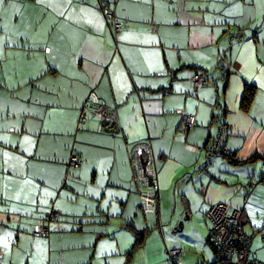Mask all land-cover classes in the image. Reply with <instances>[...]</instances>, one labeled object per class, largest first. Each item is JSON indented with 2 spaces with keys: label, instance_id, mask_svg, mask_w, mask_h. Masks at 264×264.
Instances as JSON below:
<instances>
[{
  "label": "crops",
  "instance_id": "crops-1",
  "mask_svg": "<svg viewBox=\"0 0 264 264\" xmlns=\"http://www.w3.org/2000/svg\"><path fill=\"white\" fill-rule=\"evenodd\" d=\"M104 3L122 21L118 35ZM198 73L208 83L195 90ZM90 92L117 132L94 111L79 121ZM184 113L197 118L188 133ZM145 142L159 185L150 213L130 156ZM263 168L264 0L0 4L2 264H129L127 224L151 230L130 264H213L207 213L218 202L244 206L251 256L264 261ZM52 207L65 218L49 239L33 238Z\"/></svg>",
  "mask_w": 264,
  "mask_h": 264
},
{
  "label": "built area",
  "instance_id": "built-area-1",
  "mask_svg": "<svg viewBox=\"0 0 264 264\" xmlns=\"http://www.w3.org/2000/svg\"><path fill=\"white\" fill-rule=\"evenodd\" d=\"M105 12L106 18L111 21L115 35H118L122 29V21L117 18L114 10L110 9L108 4H101ZM208 83V79L205 74L196 75L193 79L194 89L197 90L200 86ZM93 108L97 116L104 117L106 112L103 104L100 102V98L94 92L90 93L85 104V109L81 113V122H85L88 119V109ZM197 126V118L194 114L182 115L180 123V129L184 133H188L190 130ZM142 147L149 149L150 155L147 161V172L157 175L156 159L157 157L151 152L149 145L142 144ZM141 146H138L140 148ZM213 155L222 153L221 150L213 149L211 151ZM136 155V153H135ZM134 165V180L139 184V195L143 201V207L146 212L154 211L158 203L159 185H149L148 179L145 177L143 169L136 160ZM72 163L75 166L80 164L77 158H73ZM245 213L244 206L231 207L225 202H218L211 206L207 216L210 221L209 233L210 242L215 250V261L213 264H264V261L254 259L251 256V246L253 242L252 236L248 235L244 230L243 214ZM54 217L53 214L48 215ZM264 238V232H261ZM179 248H173L169 251L170 259L174 256L180 255Z\"/></svg>",
  "mask_w": 264,
  "mask_h": 264
},
{
  "label": "trees",
  "instance_id": "trees-1",
  "mask_svg": "<svg viewBox=\"0 0 264 264\" xmlns=\"http://www.w3.org/2000/svg\"><path fill=\"white\" fill-rule=\"evenodd\" d=\"M108 20V19H107ZM109 21V20H108ZM111 22V21H110ZM208 79V78H207ZM247 88H251L252 89V86H247ZM254 88V87H253ZM91 93V92H90ZM90 93L88 94L83 106H82V110L80 112V115H79V121H81V113L83 112V109H85V104L87 102V99L88 97L90 96ZM96 93V92H94ZM97 94V93H96ZM98 95V94H97ZM99 97V95H98ZM245 100H246V103H248L252 97V92H248L246 93L245 95ZM100 98V97H99ZM100 102L101 104L102 101L100 99ZM104 106V104H103ZM104 109H105V106H104ZM89 111H94L93 108H89L88 109ZM95 112V111H94ZM88 113V112H87ZM88 120V119H87ZM86 120V121H87ZM85 121V122H86ZM142 144H146V145H149V143L145 142V143H140V144H137L136 146H134L131 150V153H130V156H131V161H132V166L134 167L135 163H137V158L135 156V153H136V150L138 148V146H141ZM150 147V146H149ZM73 158H77L79 161H80V164L82 163V160L79 156L77 155H73L71 157V160L69 161L68 165L71 166V167H78V166H75L72 161H73ZM263 171H261L260 175L256 178V180L254 181L255 183H261V184H264V168L262 169ZM134 171V170H133ZM252 184V186H254V184ZM137 184V183H136ZM139 187V186H138ZM140 197V195H139ZM158 200H159V195H158ZM140 201H141V204H142V208H143V211L146 212L144 210V207H143V201L142 199L140 198ZM156 209V208H155ZM154 209V211H155ZM150 212H153V211H148V213ZM53 214L54 217H49L48 215H51ZM65 218V214L63 213L62 210L58 209V208H55V207H52L50 210H48L47 212L44 213V215L42 216V218L33 225L32 227V230H31V236H33V238L37 239V238H43V239H49L50 236H51V232H52V222H58V221H61ZM126 228L130 229L134 236H135V242L132 246V249L127 253L128 255V263L130 264V262L132 261V259L134 258V253L137 249L138 246L140 245H143L147 239V237L151 234V230L149 228H145V229H142V230H139V229H136L133 225L131 224H127L125 225ZM250 235V234H248ZM252 236V235H250ZM171 250V249H170ZM180 254H181V251H180ZM180 256V255H179ZM179 256H174L172 260H175L176 258H178ZM168 257L170 258V255L168 253ZM216 257V256H215ZM2 258H3V253L2 251L0 250V264H2Z\"/></svg>",
  "mask_w": 264,
  "mask_h": 264
},
{
  "label": "water",
  "instance_id": "water-1",
  "mask_svg": "<svg viewBox=\"0 0 264 264\" xmlns=\"http://www.w3.org/2000/svg\"><path fill=\"white\" fill-rule=\"evenodd\" d=\"M110 117L108 112L104 113V117L102 120V124L105 127V130L107 131H112V132H117L118 131V123L116 121H109L107 118ZM150 152L147 147H140L137 148L136 150V158L139 160V163L141 165V168L143 169L145 177L148 179L149 185H154L157 183V177L156 174H150L147 172L146 166H147V161L149 158ZM188 219V217H184L183 220L179 222V224L174 228L175 231L182 230L184 227V222Z\"/></svg>",
  "mask_w": 264,
  "mask_h": 264
},
{
  "label": "snow or ice",
  "instance_id": "snow-or-ice-1",
  "mask_svg": "<svg viewBox=\"0 0 264 264\" xmlns=\"http://www.w3.org/2000/svg\"><path fill=\"white\" fill-rule=\"evenodd\" d=\"M5 2V0H0V4H3Z\"/></svg>",
  "mask_w": 264,
  "mask_h": 264
}]
</instances>
